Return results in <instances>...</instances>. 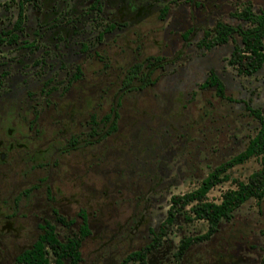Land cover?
I'll use <instances>...</instances> for the list:
<instances>
[{
    "label": "rangeland",
    "instance_id": "rangeland-1",
    "mask_svg": "<svg viewBox=\"0 0 264 264\" xmlns=\"http://www.w3.org/2000/svg\"><path fill=\"white\" fill-rule=\"evenodd\" d=\"M240 1L102 0L100 10L89 8L93 0L24 4L19 42L0 45V264H13L45 221L61 241L77 235L81 209L90 233L79 264H140L122 260L151 241L170 197L195 189L259 128L250 110L264 114V66L247 76L228 64L237 34L209 51L196 46L218 21L240 23L229 15ZM248 1L264 10V0ZM17 13L18 0L0 1V33L12 31ZM211 69L224 97L200 86ZM259 168L256 157L233 166L207 198L219 202ZM206 230V221L179 213L147 264H264V198L244 202L176 257L182 239Z\"/></svg>",
    "mask_w": 264,
    "mask_h": 264
},
{
    "label": "trees",
    "instance_id": "trees-1",
    "mask_svg": "<svg viewBox=\"0 0 264 264\" xmlns=\"http://www.w3.org/2000/svg\"><path fill=\"white\" fill-rule=\"evenodd\" d=\"M35 1L18 0L15 30H22L24 4ZM164 12L165 10L161 14L162 17ZM233 16L242 23L233 26L219 22L213 29L205 31L198 45L210 49L213 46L225 44L234 34H237L240 37V44L234 45L228 63L234 66L239 74L250 76L264 65V12H256L245 3L233 13ZM10 38V42H15L18 35L12 33ZM5 40L0 35V44ZM140 69L141 66H136L132 73L136 74ZM132 79L133 76L130 74L126 77V82H130ZM208 86L215 87L216 94L224 97V84L213 72L201 84L202 88ZM250 112L258 120L259 128L256 134L249 139L246 147L229 160L216 166L195 189L183 194L172 195L166 217L160 224L158 233L154 235L152 242L139 250L128 253L122 260L123 263L136 261L140 264H147L148 252L160 244L179 213H183L186 221L194 219L206 221L207 230L202 235L182 239L176 252L177 258H180L192 243L203 241L213 235L218 230L220 222L232 219L233 212L244 202L251 198L258 201L264 198V114L258 109H252ZM109 117L110 114L106 115V118ZM114 129H116L115 122L110 126L107 133ZM251 157L259 159L260 168L258 170L252 172L246 181H237L236 188L226 190L219 202L207 198L208 192L214 186L230 179L227 173L230 168L244 163ZM78 215L81 218V223L77 235L61 241L55 232L54 225L45 222L44 226H41L43 232L29 247L16 256L13 264H79L81 261V243L89 235L90 230L86 212L81 209ZM57 220L61 223L66 222L59 214Z\"/></svg>",
    "mask_w": 264,
    "mask_h": 264
},
{
    "label": "flooded vegetation",
    "instance_id": "flooded-vegetation-1",
    "mask_svg": "<svg viewBox=\"0 0 264 264\" xmlns=\"http://www.w3.org/2000/svg\"><path fill=\"white\" fill-rule=\"evenodd\" d=\"M38 0H36L35 2H37ZM100 1H102V0H93V2L90 4V6H89V8L90 9H101L102 8V5H101V3H100ZM124 1H127V0H117V2H118V4H119V6L124 2ZM129 1V0H128ZM182 1H185V2H193V0H182ZM195 3V2H194ZM248 4V5H250L251 7H252V9H253V6H252V3L250 2V1H248V0H246V1H240L238 4H236V6H235V8H234V10H232V11H230V13H229V15H230V17H232V18H234V19H236V20H238L237 18H235L234 16H233V13L238 9V8H240L241 7V5L242 4ZM195 4H197V3H195ZM169 9H170V4L169 3H167V4H165L163 7H161L160 8V16H161V14L163 13V11L165 10V12H164V16L162 17L161 16V18L162 19H164L165 17H166V15L168 14V11H169ZM254 10V9H253ZM255 11V10H254ZM264 12V10H261V11H259V12ZM257 12V11H256ZM17 19V18H16ZM16 21V20H15ZM240 23H238V24H241L242 23V21H240V20H238ZM219 22H223V21H218L217 23H219ZM216 23V24H217ZM224 23H226V22H224ZM14 24H15V22L13 23V29H12V31L10 30V31H2L1 33H0V35H2V37L4 38V39H6L2 44H4V43H7V44H9V45H15V44H17L18 42H19V40H20V35H19V33L18 32H16V30H15V27H14ZM215 24V25H216ZM229 24V23H228ZM237 24V25H238ZM215 25H214V27H215ZM231 25V24H230ZM236 25V26H237ZM214 27H212V28H207V29H205L204 31H203V34H202V36L200 37V39L197 41V47L198 48H201V49H204V50H206V51H209V50H211V49H213L214 47H216V46H222V45H224V44H222V45H216V46H213L212 48H210V49H205V48H202V47H200L198 44H199V42L201 41V39L203 38V35H204V33H205V31H207V30H211V29H213ZM114 28V26L112 25V26H109V28H106L105 30H110V29H113ZM20 33H23V31H24V29H23V23H22V30H18ZM12 33H16L17 35H18V39H16V41L15 42H10V36H11V34ZM191 33V29H187L185 32H184V37L186 38L189 34ZM227 43V42H226ZM225 43V44H226ZM1 45V44H0ZM22 45L24 46V47H27V48H30V49H34L35 48V44L33 43V42H29V41H23L22 42ZM234 48V47H233ZM232 51H233V49H232ZM232 51H231V53H232ZM231 55V54H230ZM230 57V56H229ZM229 59V58H228ZM227 59V60H228ZM147 64H150V62H148ZM229 64V63H228ZM136 66H141V65H139V64H136V65H134L130 70H129V72L127 73V75H126V77L127 76H129L130 74H132V76H133V79H135L137 76H138V74H139V72H140V70L136 73V74H133L132 72H133V70H134V68L136 67ZM264 66V65H263ZM262 66V67H263ZM261 67V68H262ZM260 68V69H261ZM211 72H213V73H215L214 72V70L213 69H211L210 70V73ZM210 73H209V75H210ZM208 75V76H209ZM77 76H80V72L77 70ZM207 76V77H208ZM132 79V80H133ZM207 79V78H206ZM205 79V80H206ZM49 80H51V79H49ZM204 80V81H205ZM130 82H126V84L128 85ZM203 84V83H202ZM201 86V85H200ZM113 122H115V124H116V121H115V119L113 120ZM113 122H112V124H113ZM111 124V125H112ZM108 131V130H107ZM74 141V140H73ZM54 213L56 214V219H57V215H58V212L56 211V210H54ZM88 218V217H87ZM45 222H48V221H45ZM45 222L44 223H42V224H39V228L41 229V226H44V224H45ZM60 222V221H59ZM68 223H69V221H68ZM52 224V223H51ZM55 227V226H54ZM41 231H42V229H41ZM43 232V231H42ZM41 232V233H42ZM56 232V231H55ZM40 233V234H41ZM156 233H158V231L157 232H154L153 234H152V239H151V241L150 242H148L147 244H149V243H151L152 242V240H153V237H154V235L156 234ZM146 244V245H147ZM146 245H144V246H146ZM161 245V242H160V244L157 246V247H155V248H153V249H151L149 252H151L152 250H154V249H156V248H158L159 246ZM143 246V247H144ZM142 248V247H141ZM140 248V249H141ZM139 250V249H138ZM148 252V253H149Z\"/></svg>",
    "mask_w": 264,
    "mask_h": 264
}]
</instances>
